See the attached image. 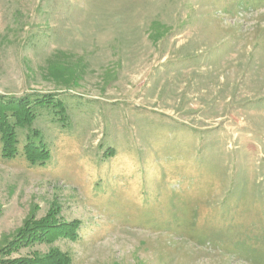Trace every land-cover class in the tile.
I'll return each instance as SVG.
<instances>
[{
  "label": "rangeland",
  "instance_id": "obj_1",
  "mask_svg": "<svg viewBox=\"0 0 264 264\" xmlns=\"http://www.w3.org/2000/svg\"><path fill=\"white\" fill-rule=\"evenodd\" d=\"M48 92L50 159L0 155V264H264V0H0V94ZM48 212L79 238L2 252Z\"/></svg>",
  "mask_w": 264,
  "mask_h": 264
},
{
  "label": "trees",
  "instance_id": "obj_2",
  "mask_svg": "<svg viewBox=\"0 0 264 264\" xmlns=\"http://www.w3.org/2000/svg\"><path fill=\"white\" fill-rule=\"evenodd\" d=\"M45 111L51 113L53 119L68 124V115L65 101L56 93H31L21 96L0 94V155L12 158L21 151L25 159L31 164H44L50 159V148L42 137L41 131L32 124ZM24 135L20 144L19 134ZM105 154L115 153L112 146H103ZM235 191V190H234ZM233 193V192H232ZM80 220H60L52 212L35 219L29 218L3 248L2 252L9 254L23 246L34 243H52L58 238L77 240ZM243 237L235 240V249L244 247ZM71 257L67 252L58 248L51 249L48 254L38 257L26 255L16 258H7L3 264H68Z\"/></svg>",
  "mask_w": 264,
  "mask_h": 264
}]
</instances>
